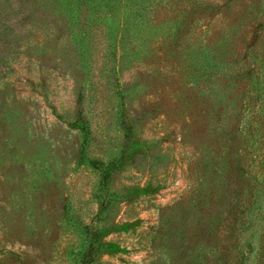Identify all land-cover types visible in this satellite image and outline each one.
Listing matches in <instances>:
<instances>
[{"label":"rangeland","instance_id":"rangeland-1","mask_svg":"<svg viewBox=\"0 0 264 264\" xmlns=\"http://www.w3.org/2000/svg\"><path fill=\"white\" fill-rule=\"evenodd\" d=\"M239 261L264 264V0H0V264Z\"/></svg>","mask_w":264,"mask_h":264},{"label":"trees","instance_id":"trees-1","mask_svg":"<svg viewBox=\"0 0 264 264\" xmlns=\"http://www.w3.org/2000/svg\"><path fill=\"white\" fill-rule=\"evenodd\" d=\"M84 260H85V259H84ZM240 260H241V259H240ZM82 264H83V263H82ZM84 264H85V263H84ZM238 264H242V263H241V261H239V263H238Z\"/></svg>","mask_w":264,"mask_h":264}]
</instances>
